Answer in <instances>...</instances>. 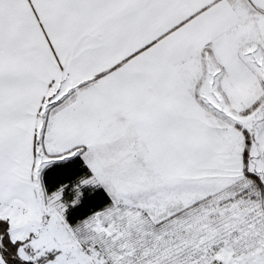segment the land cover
<instances>
[{
    "label": "snow or ice",
    "instance_id": "snow-or-ice-1",
    "mask_svg": "<svg viewBox=\"0 0 264 264\" xmlns=\"http://www.w3.org/2000/svg\"><path fill=\"white\" fill-rule=\"evenodd\" d=\"M0 264H264V0H0Z\"/></svg>",
    "mask_w": 264,
    "mask_h": 264
}]
</instances>
